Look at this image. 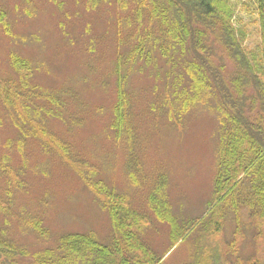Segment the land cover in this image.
I'll return each instance as SVG.
<instances>
[{"label":"rangeland","instance_id":"374dc122","mask_svg":"<svg viewBox=\"0 0 264 264\" xmlns=\"http://www.w3.org/2000/svg\"><path fill=\"white\" fill-rule=\"evenodd\" d=\"M0 9L11 31L0 27V81L21 86L23 77L29 83L19 89L25 122L0 99V228L26 253L22 264H32L36 253L70 233L111 242V193L146 217L141 237L162 264H191L205 244L221 247L229 264H264V226L248 208L229 212L215 237L198 230L170 249V225L158 219L152 199L164 195L180 222L207 212L223 124L207 101L177 115L163 105L170 83L161 61L158 69L128 71V129L118 136L115 66L130 46L118 40L119 19L128 10L116 0H0ZM238 15L249 25L253 47L256 17ZM13 54L30 61L28 77L12 68ZM38 220L45 236L28 224Z\"/></svg>","mask_w":264,"mask_h":264},{"label":"trees","instance_id":"16d2710c","mask_svg":"<svg viewBox=\"0 0 264 264\" xmlns=\"http://www.w3.org/2000/svg\"><path fill=\"white\" fill-rule=\"evenodd\" d=\"M116 3L122 11L128 10L126 18L119 19L118 40L120 44L130 43L126 51L119 53L115 66L118 102L113 128L118 136L128 129V71L136 68L142 71L143 66L152 65L158 69L161 61L170 83L163 105L170 106V110L172 106L173 115L184 114L207 101L222 119L223 145L207 212L180 222L172 216L164 195L161 200L158 195L152 199L158 219L170 225V249L198 230L209 238L222 233L226 215L231 211L238 215L248 208L264 226V0H116ZM239 12L256 17L258 42L253 47L247 44L249 25H244ZM128 26L132 28L129 33ZM0 27L6 34L11 32L2 9ZM11 65L21 76H29L31 64L27 59L13 54ZM22 79L21 86L0 81V99L14 113H18L23 100L19 89H26L29 84ZM18 115L19 121L25 122ZM161 192L158 186L156 193ZM108 197L114 228L111 242L104 244L93 234L70 233L61 237L55 248L36 253L32 264H162L163 257L157 256L141 237L146 217L129 209L125 198L113 193ZM28 224L45 236L41 220ZM24 257L26 253L0 228V264H22ZM226 257L221 247L205 244L191 264H229Z\"/></svg>","mask_w":264,"mask_h":264}]
</instances>
